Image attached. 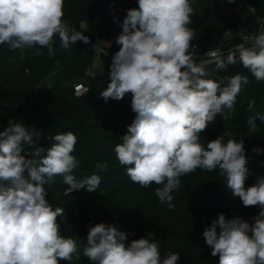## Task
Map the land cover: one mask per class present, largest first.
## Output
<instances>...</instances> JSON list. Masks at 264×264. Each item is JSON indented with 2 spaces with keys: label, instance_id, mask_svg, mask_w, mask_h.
I'll return each mask as SVG.
<instances>
[{
  "label": "clouds",
  "instance_id": "9594fccd",
  "mask_svg": "<svg viewBox=\"0 0 264 264\" xmlns=\"http://www.w3.org/2000/svg\"><path fill=\"white\" fill-rule=\"evenodd\" d=\"M64 4L65 0H0V45L18 50L24 60L33 48L31 55L40 56V49L46 48L52 58L56 37L65 50L78 41L88 44L89 37L63 19ZM193 13L190 0H138V7L127 10L122 32L115 38L120 47L111 59L110 82L99 93L105 101L132 96L135 118L114 148L116 157L127 166L131 182L142 188L158 185L155 195L170 210L175 209L172 193L180 188V178L197 169H218L244 207L264 209V176L245 188L249 171L244 139L238 142L225 130L206 146L200 142L217 114L228 119L224 110H234L242 86L249 83L241 73L206 78L207 63L225 69L239 62L257 81H264V26L251 38L244 37L253 41L252 46L240 43L226 59L214 52V61L198 63L197 46L191 43L195 30L189 27ZM14 62L9 57V63ZM256 107L254 99L248 102V110L254 112L247 117L249 136L256 131L257 120L264 123V113ZM31 129L10 119L0 131V264L80 259L77 240L60 234L57 218L65 210L50 205L44 186L60 176L67 185L65 196L80 189L93 192L101 177L93 174L78 180L72 174L79 164L73 155L77 136L72 131L49 134L47 139L54 142L45 148L36 146V129ZM42 135L40 131L39 139ZM252 152L259 155L264 149L255 147ZM96 167L104 171L107 165ZM253 220L250 224L220 213L205 228L203 236L218 264H264V210ZM127 235L113 224H95L88 230L83 256L93 264H178L177 253L161 256L154 232L128 244Z\"/></svg>",
  "mask_w": 264,
  "mask_h": 264
},
{
  "label": "trees",
  "instance_id": "16d2710c",
  "mask_svg": "<svg viewBox=\"0 0 264 264\" xmlns=\"http://www.w3.org/2000/svg\"><path fill=\"white\" fill-rule=\"evenodd\" d=\"M247 1L256 9L258 17L263 18L264 0ZM112 2L115 14L109 7ZM190 3L194 13L189 27L195 30L191 43L197 46V57L228 43L232 47L238 45L234 38L227 39V34L235 30V23L221 8L219 0H190ZM136 7L138 2L134 0H65L63 19L70 28L88 36L90 43L102 44L107 52L100 58L102 68L110 71L112 56L120 47L115 41L122 32L120 25L127 10ZM96 18L95 35L84 32L83 26ZM53 47L52 58L48 57L46 48L40 49L43 53L40 56L31 55L36 51L33 48L20 60L18 50L10 51L7 45H0V131L8 126L10 119L23 123L30 131L34 127L36 146L45 148L54 142L47 139L49 134L72 131L77 136L73 155L79 161L72 174L78 180L93 174L101 177L98 189L93 192L80 189L65 196L67 185L60 176L44 186L50 205L65 210V215L57 218L60 234L77 240L80 259L74 256L71 262L61 261L60 264H93L83 256V247L87 246L89 228L98 223L113 224L127 233L126 244L154 232L161 256L177 253L180 255L178 264H218V256L211 255L203 236L205 228L220 213L228 219L238 216L252 224L253 217L264 209L244 207L218 169L211 172L197 169L182 176L180 188L172 193L174 210L159 203L155 195L158 185L142 188L131 182L126 174L127 166L119 163L114 151L135 118L131 93L119 101H105L99 96L110 79L102 74H90L96 59L91 45L78 41L65 50L56 37ZM9 57H14L15 62L9 63ZM205 70L210 74L206 78L214 80L236 73L249 78L236 98L234 110H224L228 119L217 114L200 136L205 146L225 130L238 142L244 139L249 171L245 181L247 188L257 177L264 176V152L259 155L252 152L255 147L264 149V123L257 120V129L251 136L247 125V117L254 115L248 110L250 100H255L256 111L264 113V81H257L239 62L225 69L211 63ZM77 84L85 85L88 93L76 97L74 86ZM40 131L43 135L39 139ZM26 150L29 149L26 147ZM97 164L107 167L100 171Z\"/></svg>",
  "mask_w": 264,
  "mask_h": 264
},
{
  "label": "built area",
  "instance_id": "2783aa9c",
  "mask_svg": "<svg viewBox=\"0 0 264 264\" xmlns=\"http://www.w3.org/2000/svg\"><path fill=\"white\" fill-rule=\"evenodd\" d=\"M134 1L138 2V0ZM227 2L228 0H219L221 8L235 23V30L227 34V39L234 38L238 41V44L246 43V46H252L253 41L248 40L246 42L244 37L251 38L254 33L258 32L260 28L264 26V17L259 18L256 9L248 3L247 0H235L232 4H228ZM235 47L236 46L232 47V45L228 43L223 47L208 51L198 57L201 59L199 62L214 61L215 58L211 55V53L214 52L222 54L223 58L226 59L228 51L234 50ZM99 53H103V51L100 49ZM211 63L214 62H209L207 65ZM74 92L76 97H82L88 93V88L83 84H77L74 86Z\"/></svg>",
  "mask_w": 264,
  "mask_h": 264
},
{
  "label": "rangeland",
  "instance_id": "374dc122",
  "mask_svg": "<svg viewBox=\"0 0 264 264\" xmlns=\"http://www.w3.org/2000/svg\"><path fill=\"white\" fill-rule=\"evenodd\" d=\"M109 7L112 9V13L115 14L116 10L114 9L115 7V3H110ZM97 23V18L94 20H91L89 22H87L84 26H83V30L86 33H90L95 35V25ZM89 45L92 46V48L94 49L95 53H96V59L94 61V65L93 68L90 70V74L91 75H96V74H102L104 75L107 79H109V73L110 71H105L102 68V63L100 61L101 56L103 55L102 53H99V50L101 49L103 52L107 53L104 49L102 44H99L98 42H94V43H88ZM108 45V44H105ZM100 48V49H99Z\"/></svg>",
  "mask_w": 264,
  "mask_h": 264
}]
</instances>
